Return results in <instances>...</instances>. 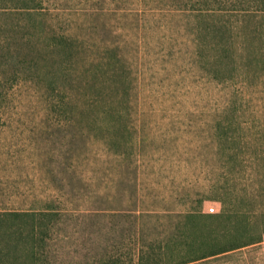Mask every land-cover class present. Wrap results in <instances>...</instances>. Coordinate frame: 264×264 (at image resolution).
<instances>
[{
	"label": "rangeland",
	"instance_id": "1",
	"mask_svg": "<svg viewBox=\"0 0 264 264\" xmlns=\"http://www.w3.org/2000/svg\"><path fill=\"white\" fill-rule=\"evenodd\" d=\"M42 3L33 17L0 0V210L58 211L47 257L92 264L199 226L228 244L237 207L264 222V155L231 158L237 135L264 147V17L212 34L175 0ZM217 42L234 58L214 62ZM198 210L225 214L183 228ZM186 264H264V240Z\"/></svg>",
	"mask_w": 264,
	"mask_h": 264
},
{
	"label": "trees",
	"instance_id": "2",
	"mask_svg": "<svg viewBox=\"0 0 264 264\" xmlns=\"http://www.w3.org/2000/svg\"><path fill=\"white\" fill-rule=\"evenodd\" d=\"M5 1L6 4L10 5V9L18 14H27L29 16L38 17L42 12V0ZM175 1V4H178L179 7H183V10L181 8L180 13L188 11L190 12V15L201 18L200 23H203V28L212 34L215 32L221 33V24L223 26L222 29H225L226 25L225 23H222V18L229 17L228 21L232 22L233 18L237 16L239 19L238 26L241 27L240 29H244L242 28L243 23L245 24V29H247V20L254 16L264 17V0ZM220 16L221 18H219ZM230 29H232V26ZM40 34L41 38H44L45 35H43V32H40ZM52 36L57 42H48L46 48L54 50L60 45L61 40L59 41V37L55 35V33H53ZM68 43L69 41L64 39V47L70 48L67 46ZM25 44L30 45L32 50L35 49L34 42H31L30 38ZM215 44L219 45L215 47L217 49L212 48L214 53L211 58H213L214 62L220 61L221 59H219V57L223 58L225 53H227L231 59L232 57L234 58V53L232 55L230 49H227V47L224 46L225 42H217ZM219 46H223V48L220 49ZM34 58L35 57L27 58V61L26 59H22L18 66L28 63L29 67H31L35 64V60H37V58ZM42 78L44 79L45 76ZM99 102L101 101L99 100L95 103ZM115 107L114 104H110L109 106L105 105V107L102 106V116L105 115L107 117L109 109L116 110ZM102 116L94 119L93 122L95 123L93 124H96ZM108 117L111 118L108 120L110 122L109 128L113 127L116 128V131H124L122 125L125 124L121 119L124 117V112L121 109L120 111L113 113V116ZM102 130L104 131V129ZM259 134L263 135V132ZM237 136H240V139H242L240 142L241 146L232 152L231 158L240 162L243 161V159H246L251 163H258L264 155V147L259 146L258 144V140L263 137L258 136V138H256L257 142H255L252 140L250 141L246 135ZM237 194L239 193L237 192ZM248 197L250 198V195ZM251 198L253 197L251 196ZM224 214L223 211L221 213L213 214L198 210L189 211L180 216H182L183 219H186L182 223L184 228L188 221L193 222V224L198 227L199 221L210 216L220 217ZM58 215V211L52 209L0 210V264H56L52 259L45 255V250L50 244V239H52L51 231H54V228H56L58 224ZM231 216L233 219H237V224L236 232L229 233L232 234V239L228 244L221 245V243H217V241L214 243V239L211 241V237L213 236L199 226L200 231L195 234L196 237L194 239L181 230L167 234L159 239H151L146 242L138 241L135 251L130 250L126 256H123V252H113V249L109 251L107 250L105 253L103 252L99 258L95 259L92 264H186L253 245L264 240V222L262 224L258 223L257 219L260 218V215L257 212L237 207L234 208V210L232 209ZM212 242L213 244H211ZM118 247L120 246H117V248Z\"/></svg>",
	"mask_w": 264,
	"mask_h": 264
}]
</instances>
